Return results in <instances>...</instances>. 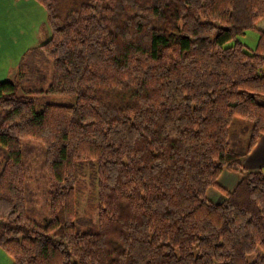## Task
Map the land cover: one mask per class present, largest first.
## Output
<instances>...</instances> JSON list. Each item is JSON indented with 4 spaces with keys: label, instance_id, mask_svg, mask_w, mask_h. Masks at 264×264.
<instances>
[{
    "label": "trees",
    "instance_id": "trees-1",
    "mask_svg": "<svg viewBox=\"0 0 264 264\" xmlns=\"http://www.w3.org/2000/svg\"><path fill=\"white\" fill-rule=\"evenodd\" d=\"M35 1L50 37L0 80L13 264H264V170L242 167L264 134V0H83L64 18L59 0ZM249 30L255 47L239 38ZM45 93L76 102L37 111ZM24 137L46 148L41 221ZM223 171L240 175L231 189Z\"/></svg>",
    "mask_w": 264,
    "mask_h": 264
},
{
    "label": "crops",
    "instance_id": "crops-1",
    "mask_svg": "<svg viewBox=\"0 0 264 264\" xmlns=\"http://www.w3.org/2000/svg\"><path fill=\"white\" fill-rule=\"evenodd\" d=\"M13 11V20L20 19L19 25L10 34L7 28L3 30L0 18V80L9 79L18 66L22 54L29 48L35 47L48 40L51 30L45 8L35 0H0L1 12ZM26 23V24H25ZM259 26L264 28V20ZM264 166V134L256 146L242 162V167L258 169ZM238 172L223 171L220 183L231 189L239 180ZM208 196L215 202L223 200V195L217 189L211 188Z\"/></svg>",
    "mask_w": 264,
    "mask_h": 264
},
{
    "label": "rangeland",
    "instance_id": "rangeland-1",
    "mask_svg": "<svg viewBox=\"0 0 264 264\" xmlns=\"http://www.w3.org/2000/svg\"><path fill=\"white\" fill-rule=\"evenodd\" d=\"M83 0H59V11L60 15L64 18L69 12L74 10ZM13 11L10 12H1L0 18L3 30L8 29L10 34L15 33L13 30L20 23V19L13 20ZM264 20V19H263ZM26 24V23H25ZM258 32L256 30H249L244 36L239 37L241 41L247 44L250 47H255L258 40ZM17 68V67H16ZM15 72V71H14ZM13 74L10 75L9 79H13ZM76 96L75 95H66V94H40L37 95L36 99V110L40 111L44 108L47 103H57V104H75ZM250 133L246 132L242 135V145H245L246 140L249 138ZM22 156L24 161V168L26 171V184L28 187H31L34 191V198L31 201H28L27 206L29 208L30 214L33 215V218L36 220H42L43 217L49 214V207L47 206L45 199V189L47 183L43 177V168L42 164L45 157V146L42 142L32 139V138H22ZM1 168V165H0ZM258 169L264 170V166ZM248 169L244 168V171L247 172ZM244 172V173H245ZM89 197H87L81 202L80 212L81 214L85 213L87 209H90ZM33 210V211H31ZM262 251L259 250L257 253L248 255V260L253 261L259 255H262ZM0 264H13L12 257L2 248H0Z\"/></svg>",
    "mask_w": 264,
    "mask_h": 264
}]
</instances>
